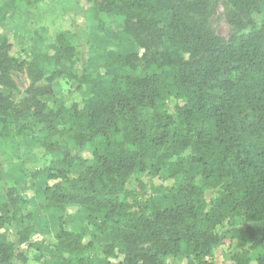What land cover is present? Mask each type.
Here are the masks:
<instances>
[{
  "label": "trees",
  "instance_id": "1",
  "mask_svg": "<svg viewBox=\"0 0 264 264\" xmlns=\"http://www.w3.org/2000/svg\"><path fill=\"white\" fill-rule=\"evenodd\" d=\"M84 1L93 5L100 30L102 15L125 21L111 36L117 51L102 68L76 76V91L89 92L82 103L44 100L65 74L61 67L46 76L44 67L77 61L75 33L61 32L53 44L36 34L23 62L0 35V140L38 138L49 155V165L31 173V186L46 177L41 210L50 215L79 206L98 230L100 217L121 221L99 230L109 236L100 244L59 217L57 264H93L94 252L101 255L96 264H169L170 258L215 264L214 249L223 242L217 229L236 218L245 226L231 232L243 248L233 264H264V23L255 20L264 0H225L228 39L208 25L217 0ZM14 9V3L0 9V26ZM132 44L140 52L119 53ZM138 71L143 75L134 76ZM14 72H26L30 80L20 103L5 93L17 89ZM172 100L173 113L160 109ZM66 138L89 149L91 158L74 155ZM77 167L83 170L78 175ZM163 171L172 184H152L147 195L143 177L162 179ZM131 179L136 185L130 189ZM0 188L6 190L0 264H27L25 245L41 261L44 245L34 240V215L25 214L32 201L16 185L7 186L1 163ZM209 190L216 191L212 203ZM8 227L15 241L5 235Z\"/></svg>",
  "mask_w": 264,
  "mask_h": 264
},
{
  "label": "rangeland",
  "instance_id": "2",
  "mask_svg": "<svg viewBox=\"0 0 264 264\" xmlns=\"http://www.w3.org/2000/svg\"><path fill=\"white\" fill-rule=\"evenodd\" d=\"M11 3L15 4V9L8 20L0 26V35L8 37L13 46L12 55L21 62L29 61L30 49L36 39V34L43 36L48 44H53L57 35L64 31H71L77 35L76 46L79 56L73 65L64 62L59 67L54 64L44 67L46 76L61 67L65 71L62 78L53 84L54 95L46 97L44 100L57 103L63 102L66 105H71L74 102L82 103L89 96V92L87 87H84L81 92L76 91V76L99 70L109 54L117 51L111 44V36L115 31L124 28V18L102 15L104 30H100V24L94 19L93 5L84 0H3L0 2V9L6 8ZM226 10L227 2L225 0H217L212 3L208 18L209 27L219 37L224 39H228L232 34V27L226 19ZM255 20L259 25H262L264 23V11L256 15ZM169 23V17L167 16L164 18L162 25L167 27ZM170 35L171 32L168 31V36ZM98 48L102 50L98 51ZM130 52H140V50L136 45L132 44L119 51L120 54ZM114 74V71L109 72L110 77ZM133 75L139 77L143 74L138 71ZM13 77L17 84V89L12 92L5 91V93L14 102L20 103L26 97V89L30 85V80L26 72H14ZM175 104L176 101L172 100L168 104H161L160 109L173 113ZM13 140H0V163L4 169L5 181L7 186L16 185L22 194L31 199V208L25 214L33 213V222L39 230V234L34 240L42 242L44 245V257L41 261L36 260L37 251L34 248H28L27 245L22 247L28 258L27 264H57L55 257H53L55 254L54 242L56 241V232L59 230L58 219L61 216H65L68 229L83 233L86 235L87 240L94 239L102 244L103 237L106 238V236L101 235L99 230L105 224L117 226L121 221L115 219L104 223L101 219L102 217H100V228L98 230L86 223L79 206H70L65 213L55 210L50 214L54 215L51 217L44 214L40 208L42 201L39 197V192L44 185L45 179L41 177L34 186H31V173L48 166L50 162L49 155L40 148L38 138L22 141ZM67 142L74 155L91 158L89 149H78L70 140ZM16 166H22V173L15 171ZM81 172L83 170L77 167L76 175ZM161 178L152 180L148 175L143 177L149 187L147 195H151L152 184L158 185L162 182L172 184V181L166 179L167 174L165 171L161 173ZM180 183L184 182L180 180ZM135 185L134 179L128 182V188L130 189ZM215 196V190L207 191L206 198L208 202L212 203ZM5 200L6 190L0 188V203ZM244 226V221L241 218H236L218 227L217 233L223 239V242L214 249L215 264H233V255L242 251L243 248L238 240L232 238L231 232L236 227ZM4 233L8 240H16L12 228L8 227ZM99 257L101 255L98 252L92 253L93 264H96ZM14 264L23 263L16 261ZM169 264H187V260L184 258H170Z\"/></svg>",
  "mask_w": 264,
  "mask_h": 264
},
{
  "label": "crops",
  "instance_id": "3",
  "mask_svg": "<svg viewBox=\"0 0 264 264\" xmlns=\"http://www.w3.org/2000/svg\"><path fill=\"white\" fill-rule=\"evenodd\" d=\"M7 139H11V140H13L12 138H7ZM25 140H28V139H25ZM13 141H15V140H13ZM43 177H44V179H46L45 176H42V178H43ZM40 178H41V177H40ZM44 182H45V181H44ZM51 216H54V215H50V217H51ZM117 219H118V218H117ZM58 231H59V230H57L56 235H57ZM104 236H106V238L103 237V239H104L103 241L106 242V243H108V242H109V236H107V235H104ZM107 237H108V238H107ZM55 240H56V236H55ZM55 242H56V241H55ZM55 242H54V243H55ZM54 253H55V252H54Z\"/></svg>",
  "mask_w": 264,
  "mask_h": 264
}]
</instances>
